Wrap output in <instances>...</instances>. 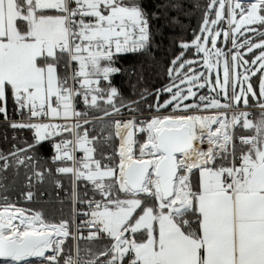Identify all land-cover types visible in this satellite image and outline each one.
Instances as JSON below:
<instances>
[{
  "label": "snow or ice",
  "instance_id": "6c2138e0",
  "mask_svg": "<svg viewBox=\"0 0 264 264\" xmlns=\"http://www.w3.org/2000/svg\"><path fill=\"white\" fill-rule=\"evenodd\" d=\"M194 7L168 83L126 98L121 62L182 4L0 0V179L23 182L0 264H264V0Z\"/></svg>",
  "mask_w": 264,
  "mask_h": 264
},
{
  "label": "trees",
  "instance_id": "16d2710c",
  "mask_svg": "<svg viewBox=\"0 0 264 264\" xmlns=\"http://www.w3.org/2000/svg\"><path fill=\"white\" fill-rule=\"evenodd\" d=\"M149 2L151 4L179 3L183 5V9L180 12L171 8L158 9L161 18L155 21L153 26L155 43L152 55L133 56L121 62L127 69V74L117 76L115 82L121 87L126 98H138L143 88L147 87L150 91H155V89L168 83L167 77L163 73V67L170 62L172 55L178 51L179 41L192 38V30L198 28L202 15L201 10L194 7L197 0H149ZM198 2L203 5L207 0H198ZM174 17L178 19L179 23L171 22ZM153 56L155 60H153ZM141 73L143 83L138 84V76ZM133 85H136V96H133ZM147 102L154 105V97L149 96ZM142 107H146V104ZM102 113L103 107L93 110V115ZM21 179L22 177L17 179L12 174L10 175L7 184L10 194L16 192ZM55 207L59 208V204H55Z\"/></svg>",
  "mask_w": 264,
  "mask_h": 264
},
{
  "label": "built area",
  "instance_id": "2783aa9c",
  "mask_svg": "<svg viewBox=\"0 0 264 264\" xmlns=\"http://www.w3.org/2000/svg\"><path fill=\"white\" fill-rule=\"evenodd\" d=\"M94 116H96L98 118H102V119H96V120H94L95 132H96V134L98 136H101L102 137V135H106L107 134V130H104V132L101 133V129H103V128L98 125V122L101 121V120H107L108 118H106L104 116H100V115H94ZM4 131H5V129H4L3 125H2V123H0V147H9L10 145H5L3 143ZM7 135L9 137V139H10L11 136L13 135V132H12L11 129H8L7 130ZM17 135L18 136H21L22 135L24 138H30V133H28L27 131H25L24 133H17ZM45 145L47 146V142H45ZM10 175H11V173L8 174L7 179H0V183H2V184H4V185L7 186V181L9 180ZM20 187L23 188V182L22 181H21V185H19L17 187V188H19V191H21V188ZM52 191H53V197L51 198V200L55 201L56 200V194H55V191L53 189H52ZM3 194H4V190L3 189H0V196H2ZM43 198L44 199H49L48 196H45ZM9 199L10 200H18L19 199L22 202V199L23 198L20 196V192H18V193H15V194L11 195V196L9 195ZM18 206H23V204L22 203L21 204H18Z\"/></svg>",
  "mask_w": 264,
  "mask_h": 264
},
{
  "label": "rangeland",
  "instance_id": "374dc122",
  "mask_svg": "<svg viewBox=\"0 0 264 264\" xmlns=\"http://www.w3.org/2000/svg\"><path fill=\"white\" fill-rule=\"evenodd\" d=\"M259 75V74H258ZM166 95V94H165ZM98 115V114H97ZM100 116H104L103 115V113L102 114H99ZM107 122V120H101V121H99L98 122V125L100 126V127H102V128H105V123ZM21 181H22V179H21ZM7 184H8V181H7ZM20 185H21V183H20ZM45 187L46 188H48V191L51 193V197L50 198H52L53 197V191H52V188H50V187H48V185H45ZM21 188V187H20ZM22 189V188H21ZM18 192H20L19 191V188H17L16 189V192L15 193H18ZM15 193H13V194H15ZM8 194L11 196V195H13V194H10L9 192H8ZM53 201V200H52ZM54 202V201H53Z\"/></svg>",
  "mask_w": 264,
  "mask_h": 264
}]
</instances>
